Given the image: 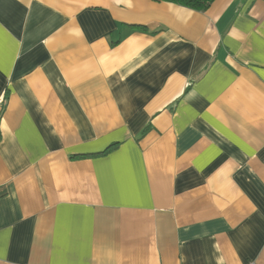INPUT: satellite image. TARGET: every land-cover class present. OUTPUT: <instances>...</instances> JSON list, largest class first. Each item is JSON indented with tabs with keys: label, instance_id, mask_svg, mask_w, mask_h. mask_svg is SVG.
I'll return each mask as SVG.
<instances>
[{
	"label": "crops",
	"instance_id": "1",
	"mask_svg": "<svg viewBox=\"0 0 264 264\" xmlns=\"http://www.w3.org/2000/svg\"><path fill=\"white\" fill-rule=\"evenodd\" d=\"M0 264H264V0H0Z\"/></svg>",
	"mask_w": 264,
	"mask_h": 264
},
{
	"label": "trees",
	"instance_id": "2",
	"mask_svg": "<svg viewBox=\"0 0 264 264\" xmlns=\"http://www.w3.org/2000/svg\"><path fill=\"white\" fill-rule=\"evenodd\" d=\"M174 4L183 8H187L196 12H205L215 0H156Z\"/></svg>",
	"mask_w": 264,
	"mask_h": 264
}]
</instances>
